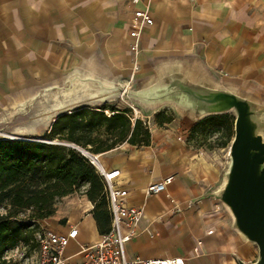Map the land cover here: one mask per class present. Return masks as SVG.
<instances>
[{
  "label": "crops",
  "instance_id": "crops-1",
  "mask_svg": "<svg viewBox=\"0 0 264 264\" xmlns=\"http://www.w3.org/2000/svg\"><path fill=\"white\" fill-rule=\"evenodd\" d=\"M137 10H148L154 24L143 30L134 54L130 32L137 29ZM96 61L129 88L159 64L180 61L264 105V0H0V129L13 127L16 111L39 88ZM137 119L143 120L133 116V126ZM148 119L149 146L122 143L94 154L106 172H120L115 183L128 191L126 203L144 210L138 235L126 246L128 259L224 264V256L233 252L253 263L252 249L233 229L231 216L204 197L219 174L184 150L183 138L174 134H183L181 129L171 127L177 121ZM169 178L166 193L146 195L149 184ZM84 199L88 206L75 209L54 229L78 230L65 257L102 236L94 204ZM171 199L183 209L180 214L173 213Z\"/></svg>",
  "mask_w": 264,
  "mask_h": 264
},
{
  "label": "trees",
  "instance_id": "trees-1",
  "mask_svg": "<svg viewBox=\"0 0 264 264\" xmlns=\"http://www.w3.org/2000/svg\"><path fill=\"white\" fill-rule=\"evenodd\" d=\"M226 117L228 114L199 120L190 138L196 139L199 129L206 128L208 122L222 126L221 120ZM132 119L131 109L120 110L107 103L60 115L41 139L0 138V264H7L5 256L10 250L33 239L31 222L52 217L55 202L83 186L87 187L86 198L94 204L92 215L99 233L109 232L111 217L103 179L76 148L62 144L92 154L110 151L122 143L149 146L148 123L137 119L133 126ZM234 124L235 118L228 125L223 147L234 138Z\"/></svg>",
  "mask_w": 264,
  "mask_h": 264
},
{
  "label": "water",
  "instance_id": "water-1",
  "mask_svg": "<svg viewBox=\"0 0 264 264\" xmlns=\"http://www.w3.org/2000/svg\"><path fill=\"white\" fill-rule=\"evenodd\" d=\"M92 66L97 64L93 62ZM92 69L89 73L76 74L71 79V88L63 99L59 97V101L67 100L68 103L63 102L64 107L59 110H54V105L53 108L51 107L50 127L64 113L80 107H100L122 96L145 108L173 105L183 117L194 120L234 112L235 134L229 150L230 164L224 175L223 186L216 197L229 212L233 229L246 243L258 248L256 262L245 263L239 260L238 264H264V105L262 102L242 94L235 86L219 85L198 67H189L180 61L159 64L135 90L124 89L108 71L97 67ZM89 81L114 87L117 93L105 99L85 98L79 87L83 88ZM54 88H59V85ZM77 97H80V101L75 102L74 99ZM62 145L78 150L71 144Z\"/></svg>",
  "mask_w": 264,
  "mask_h": 264
},
{
  "label": "rangeland",
  "instance_id": "rangeland-1",
  "mask_svg": "<svg viewBox=\"0 0 264 264\" xmlns=\"http://www.w3.org/2000/svg\"><path fill=\"white\" fill-rule=\"evenodd\" d=\"M236 11L238 10L236 9ZM96 64L97 66H92V62L80 64L78 67H74L69 70L68 73L59 80L52 81L47 84V86L39 88L35 94L32 93L28 104L21 106L19 110L16 111L13 127L0 129V138H4L5 135L14 134L11 136L17 138L32 137L41 139L42 136L49 130L51 121L50 119H45L44 116L51 111L55 101H57L55 100L56 98H64V95L71 88V79L76 76V74L89 73L92 68L97 67L101 70L110 72L118 80L114 73L109 71L107 67L99 62ZM118 82L124 89L127 90H135L140 85L139 84L136 87L129 88L123 86L120 80H118ZM215 82L219 85L229 86V84H225V82ZM94 83L96 84V82H93V84ZM56 85H59V88H54ZM51 86L52 88H50ZM74 86H76V84ZM109 104L121 108H129L132 110L133 116L137 115L143 118L146 122L149 121L148 116L154 120L157 118L158 114H160L159 118H157V121L159 122H167L170 124V122L174 123L177 121V124H173L171 127H179L181 129L180 132L183 134H178L177 130H174V134L183 138L182 141L184 142V150L192 152L194 155V162L201 160L202 163H207L210 169L219 174V181L216 186L209 189L207 194L204 196L206 197L205 199L215 202L219 207V210H222L225 214L230 216L225 206L216 197V194H218L219 190L223 186L224 175L226 174L230 164L229 150L231 143L224 147L223 144L227 142V136L229 134L227 128L230 121L233 122V118H235L234 112L228 113V117L221 120L224 122L222 126H215L213 123L208 122L206 128L199 129L201 132L197 138L194 139L190 138V133L199 120L183 117L173 105L165 104L156 108H145L124 96L111 101ZM169 119L171 121L168 122ZM189 127L190 129H188ZM163 128L165 130L168 126ZM86 189L87 187L83 186L76 193L57 200L55 202V214L52 217L38 222H31V224L34 225L33 227L35 231L33 239L26 243H21L15 249L10 250L5 256L7 264H34L38 254V245L35 240L36 235L41 232L43 228L56 229L58 225L65 224V216L70 215L80 206H88V203L86 202L87 200L84 199V192ZM193 204H198V201H195ZM182 211L183 209L181 208V212ZM181 212L173 211L175 215L180 214ZM248 245L251 247L253 252L252 256H250V260L254 263L258 259V248L255 245ZM239 260L245 262L241 257H237L233 252L224 256V264H238Z\"/></svg>",
  "mask_w": 264,
  "mask_h": 264
},
{
  "label": "built area",
  "instance_id": "built-area-1",
  "mask_svg": "<svg viewBox=\"0 0 264 264\" xmlns=\"http://www.w3.org/2000/svg\"><path fill=\"white\" fill-rule=\"evenodd\" d=\"M133 17L138 24L137 29L130 32L133 39L130 50L134 54H138L142 32L146 27L152 26L154 21L148 10L133 11ZM10 137L12 136H4L5 139H11ZM78 151L104 181L111 216L110 230L102 235L97 243L81 246L77 254L72 257H65L66 247L78 237L77 228H71L67 233H60L52 228H43L35 238L38 245V254L34 264H186L182 258L128 259L126 246L137 237L144 210L141 207L129 206L126 203L128 191L119 188L115 183L120 174L119 171L108 173L101 164L99 156L82 148H78ZM170 182L171 179L169 178L149 184L146 195L166 193ZM171 203L174 206L173 211L181 212L180 206L177 205L174 199H171ZM74 258L78 259L74 260Z\"/></svg>",
  "mask_w": 264,
  "mask_h": 264
},
{
  "label": "bare ground",
  "instance_id": "bare-ground-1",
  "mask_svg": "<svg viewBox=\"0 0 264 264\" xmlns=\"http://www.w3.org/2000/svg\"><path fill=\"white\" fill-rule=\"evenodd\" d=\"M108 88H112V89H108ZM83 91V96L85 98L88 99H93V98H97V99H105L107 98L109 95L113 94V93H117L116 88L114 87H107L105 84L103 83H89L88 85L84 86L83 89H81ZM65 92V91H64ZM55 103H54V110H59L61 108L64 107L63 102L68 103V101H59V98H56ZM75 102L80 101V97H77V99H74ZM46 112V111H45ZM53 114V112H52ZM45 119H50L51 118V112H48L45 116ZM100 159V158H99Z\"/></svg>",
  "mask_w": 264,
  "mask_h": 264
}]
</instances>
